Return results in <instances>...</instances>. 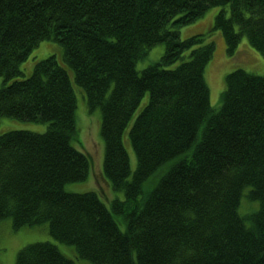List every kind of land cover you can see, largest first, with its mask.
Masks as SVG:
<instances>
[{"label": "trees", "instance_id": "1", "mask_svg": "<svg viewBox=\"0 0 264 264\" xmlns=\"http://www.w3.org/2000/svg\"><path fill=\"white\" fill-rule=\"evenodd\" d=\"M217 5L229 6L213 27L227 50L246 36L264 56V0H0V121L47 125L0 133V223L47 224L92 264H264V74L229 72L213 106L205 74L215 43L181 36ZM43 40L63 47L72 73L55 54L23 71ZM159 43L160 59L139 69ZM73 77L90 111L101 110L104 173L124 193L111 207L97 190L65 188L92 170L75 144ZM147 93L129 130L133 170L124 136ZM244 196L258 210L241 215ZM16 264L76 262L38 241L20 249Z\"/></svg>", "mask_w": 264, "mask_h": 264}, {"label": "rangeland", "instance_id": "2", "mask_svg": "<svg viewBox=\"0 0 264 264\" xmlns=\"http://www.w3.org/2000/svg\"><path fill=\"white\" fill-rule=\"evenodd\" d=\"M229 6H213L197 20L181 27V36L183 39L194 34H204L205 42L214 41L215 52L213 58L206 67V78L210 87L211 103L213 106H219L221 94L226 88V75L238 68L246 69L257 74H264V56L254 48L247 37H242L236 49L230 53L227 50L225 36L221 29H213L215 17L223 8ZM165 51V44L159 43L152 46L146 58L137 63V67L142 69L160 59ZM55 54L65 64L63 59V47L55 41L43 40L36 46L27 59L21 63V68L26 74H31L35 63L50 55ZM72 73V69L68 67ZM77 93V123L78 134L75 144L86 151L92 159L91 174L87 179L82 181L69 182L65 188L68 191L84 192L97 190L102 194V199L111 207L112 201L116 197H123L122 191L115 190L110 181L106 179L103 162L105 144L101 135V110L90 111L87 99L83 90L74 80ZM147 93L139 107L134 112L124 136L125 145L131 157L132 169H136L137 157L132 146L129 130L136 115L144 104L148 101ZM47 128L46 123L22 120L13 117L4 116L0 121V133L11 129H30L43 132ZM165 167V166H164ZM161 170H165V167ZM157 171L145 184V191L148 192L158 181L162 171ZM243 203L239 208L241 215H248L258 210L259 201H251L246 196L242 199ZM38 241H51L57 243L63 253L73 258L76 264H92L89 259L79 257L74 245L57 241L49 232L47 224L27 225L18 229L14 228L12 219H4L0 223V264H16L17 254L24 246Z\"/></svg>", "mask_w": 264, "mask_h": 264}, {"label": "bare ground", "instance_id": "3", "mask_svg": "<svg viewBox=\"0 0 264 264\" xmlns=\"http://www.w3.org/2000/svg\"><path fill=\"white\" fill-rule=\"evenodd\" d=\"M61 242H63V241H61ZM63 243H65V242H63Z\"/></svg>", "mask_w": 264, "mask_h": 264}]
</instances>
